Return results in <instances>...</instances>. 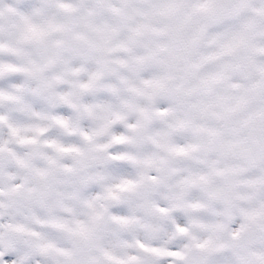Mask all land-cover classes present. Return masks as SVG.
<instances>
[{
    "label": "snow or ice",
    "instance_id": "6c2138e0",
    "mask_svg": "<svg viewBox=\"0 0 264 264\" xmlns=\"http://www.w3.org/2000/svg\"><path fill=\"white\" fill-rule=\"evenodd\" d=\"M0 264H264V0H0Z\"/></svg>",
    "mask_w": 264,
    "mask_h": 264
}]
</instances>
